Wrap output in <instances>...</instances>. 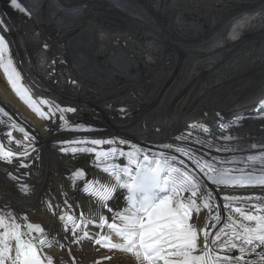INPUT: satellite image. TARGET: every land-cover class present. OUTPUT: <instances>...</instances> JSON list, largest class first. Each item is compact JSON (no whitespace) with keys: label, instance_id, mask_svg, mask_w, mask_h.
<instances>
[{"label":"bare ground","instance_id":"1","mask_svg":"<svg viewBox=\"0 0 264 264\" xmlns=\"http://www.w3.org/2000/svg\"><path fill=\"white\" fill-rule=\"evenodd\" d=\"M25 1L33 10L32 18L17 13L13 16L16 41L13 39V33L6 37L12 43L11 52L15 60L14 50L18 45L23 52L31 45L33 47L30 48V52L40 51L34 40H38L39 44L47 40L49 46L51 43L49 37L43 39V36H48L47 29L52 34L50 25L56 20L53 19L51 22L46 20V27L42 24L44 19H51L53 16L61 20L72 18L61 14L56 0ZM93 1L104 5L110 15L122 16L121 13H128L133 16L126 7L140 6L143 15L148 18L150 28L153 29V41H143V44L152 43L153 58L136 57L123 52L124 58L101 59L99 56L92 59V62L75 57L62 58L56 63V66H59L57 70H50L47 63L35 67L26 61L25 66L23 65L26 71L31 70L27 73L28 76L23 74L24 84L31 85L32 96L35 99L44 97L61 106L76 108L74 114H65L66 119L73 125L82 124L93 129L92 131L62 128V122L58 119L59 113L50 120L41 119L19 97L14 98L11 88L9 91L2 89V86L0 88V107H4L17 124L36 136L37 149V152H33L31 157L25 160L31 165L28 169L19 168L15 161L11 165L0 161V209L6 212L13 211L18 216L27 214L29 221L42 223L47 232L59 233L58 238L61 242L64 233L61 231V222L57 214L63 208L62 193H68L69 203L73 204L74 209L77 203L85 210L93 207V203H90L89 198L80 190L83 181H77L75 189L71 187L69 178L72 170L83 168L88 177L97 179L102 178L104 173L103 165L99 168L94 166L95 161L91 155L80 151L71 152L72 147L81 148L83 145H62L60 141L85 137L115 138L130 142L129 145H114L125 151L131 150V144L160 151L162 149L155 146L179 143L174 137L188 131V125L193 122L206 125L216 137L220 135L221 124L231 126L230 131L237 139L230 143L245 149H248L251 143L264 141V116L258 113L259 101L264 100V0H212L218 4L214 11H208L204 6L199 9L203 0H194L193 6L188 5L189 0H186L185 7L196 9L199 16L207 20L206 22L211 20L212 28L202 32L190 26L174 24V20L180 15H177L179 5L176 0H144L145 3L138 0L142 1L141 5L129 0ZM75 2L79 6L77 10L80 15L91 7L89 0ZM66 3L73 7L77 6L68 1ZM94 11L95 9L90 15L96 14V17L93 16L95 24H105L107 27L108 21L101 20L103 14ZM30 14L32 15L31 11ZM115 17L118 20L108 25L110 41L111 35L121 34L119 28L130 24L133 26V21H136L128 20L125 14L123 18ZM241 17L246 18L248 23L242 26L238 37L234 39L231 30ZM21 22L22 25L19 24ZM64 26L66 24L62 27ZM124 33L126 35L127 31L124 30ZM54 38L52 34V39ZM114 39L118 41L120 37ZM113 46L116 47L115 42ZM141 50L143 53L149 51L145 47H141ZM71 81H76V84H72ZM121 109L125 111L121 112ZM44 110L47 111V108ZM217 112L221 113L220 117L216 116ZM0 118L7 120L2 114ZM237 120L238 123L233 124V121ZM259 125L261 130L258 128ZM8 130V127L0 125V139H3L5 146L13 151L22 150L15 144H9L5 139L4 134ZM13 135L17 139L23 137L18 131H13ZM194 135L212 138L199 132H195ZM61 147H67L69 151L62 152ZM100 147L107 150L109 146ZM191 147L198 150V154L208 151L207 148L195 144ZM37 154L39 158L34 159ZM212 154L221 155L214 149ZM237 154L256 153L254 150H246ZM122 158L125 157L117 156L109 163L121 164ZM180 158L185 160L189 168L194 167L187 157ZM8 172L18 176L19 180H12ZM21 184L33 186L34 191L25 195L19 189ZM209 187L215 188L211 184ZM220 192L221 195L264 194V189L229 188L221 189ZM44 199L51 200L54 205L60 204L61 209L49 211L42 203ZM215 199L221 205L224 203L220 195ZM109 203L121 209L126 206L125 201L119 198V193L117 198ZM221 213L227 214L222 207ZM104 214L111 217L106 210ZM206 219V210H202L197 227H202ZM112 238L114 242H120L114 234ZM44 251L54 258L63 257L68 260L66 250L56 244L51 248H45ZM73 254L82 264H91L93 260L102 256L112 257L111 260L103 261V264H133V257L130 254L109 251L98 245L93 246L89 241H85L81 248L73 245Z\"/></svg>","mask_w":264,"mask_h":264},{"label":"snow or ice","instance_id":"2","mask_svg":"<svg viewBox=\"0 0 264 264\" xmlns=\"http://www.w3.org/2000/svg\"><path fill=\"white\" fill-rule=\"evenodd\" d=\"M10 6L31 15L20 0H10ZM247 23L246 18L241 17L233 26L234 39ZM9 29L10 25L0 14V70L15 95L41 119L50 120L59 113L62 128L92 131L66 119L65 114L75 113L76 108L32 96L33 89L24 84L19 62L13 57L4 34ZM43 47L47 49L48 45L45 43ZM55 63L53 60L52 64ZM71 83L76 84V81ZM258 110H264V100L259 101ZM0 114L8 118H0V125L9 129L4 134L5 139L22 148L13 151L0 139V161L9 165L15 161L19 168H30L25 160L37 152L36 136L17 124L4 107H0ZM216 116L220 117L221 113L217 112ZM237 123L238 120L233 121ZM230 128L221 124L220 135L216 137L206 125L193 122L188 125V131L174 137L179 143L155 146L162 149L160 151L138 144H131L130 151L114 146L129 145L125 139L85 137L60 141L62 145H83L72 147L71 152L91 155L97 168L103 165L104 176L100 179L88 177L83 168L72 170L69 178L73 189L77 181H83L80 190L93 207L85 210L77 203L74 209L68 193H62L63 208L53 214H57L61 222L63 242L58 238L59 233H49L40 223L29 222L27 214L18 216L13 211L0 209V264H82L73 254V245L81 248L85 241L109 251L130 254L133 264H264V194L221 195L220 192L229 188L264 189V141L251 143L248 149L239 147L230 143L237 139ZM13 131L22 133V139H17ZM195 132L212 138H201L194 135ZM192 144L208 151L198 154ZM103 145H108V149L103 150L100 147ZM213 149L221 155H213ZM60 150L68 152L69 148L61 147ZM246 150H254L256 154H237ZM117 156L125 157L126 164L109 163ZM181 156L187 157L194 167L189 168ZM38 158L37 154L34 159ZM8 175L14 181L19 180L12 172ZM209 184L215 188H210ZM19 189L25 195L34 191L29 184H21ZM117 193L125 201L122 209L109 203L117 198ZM217 195L221 196L222 205L216 201ZM42 203L49 211L61 209L60 204L54 205L48 199ZM221 207L226 215H222ZM105 210L111 217L104 214ZM202 210H206L207 219L202 227H197ZM113 234L121 242H114ZM53 244L66 250L68 260L54 258L44 251ZM111 259V256H102L91 264H103Z\"/></svg>","mask_w":264,"mask_h":264},{"label":"flooded vegetation","instance_id":"3","mask_svg":"<svg viewBox=\"0 0 264 264\" xmlns=\"http://www.w3.org/2000/svg\"><path fill=\"white\" fill-rule=\"evenodd\" d=\"M69 2L70 4H75V0H56V2L59 5V10L62 15H68L69 17H72L71 19H56L54 16L51 17V19H44L42 24L47 27L46 20L48 22H51V20L55 19V23L58 22V24L52 23L50 25L52 34L54 35V40L52 39L51 32L48 31V36L44 35L43 39L46 37L51 41V43L48 46V49H45L44 43L48 44L47 40H44V43L41 41V43H37L38 40H34L33 42L36 43L39 47V52L41 54L39 55V52H30V48L33 47L31 45L28 47L26 51H22L18 48L15 51L16 53V61L18 63V67L22 71V73L25 76H28L27 73H29L31 70L26 71L23 67L25 66L26 61H29L31 64H33L35 67H41V65L47 63L50 70H57L56 63L59 59L62 58H81V59H87L88 62H92V59L99 58L101 56V59L107 58V57H117V58H124L123 52L133 54V56L136 57H149L153 58V46H151L152 43L143 44V41H153V29L150 28L148 24V18L146 15H143L142 8L138 6L137 8H130L126 7L127 11L130 12L133 16L129 15L128 13H121L118 15H110L106 11V8L104 5H99L93 0H89V5L91 6L90 9L86 10L83 14L80 16H75L78 14L77 6L68 5L66 2ZM113 2V0H111ZM130 1V0H129ZM178 3V11L177 15H179V18L174 20L175 25H182L184 27L190 26L196 29L197 31H204L206 29L212 28L211 20L206 22L207 20L204 17L199 16V13L196 12V9H189L185 7V1L186 0H176ZM132 3H136L137 5H141V2L138 0L131 1ZM169 2V1H167ZM194 4V0H189L188 5ZM109 5V3H106ZM218 4L212 0H203V2L199 5V9L204 6L206 10L214 11L217 8ZM95 9L94 12L99 11L103 14V17L110 16L108 20V25L112 23L115 20H118L115 16L123 18V15L125 14L128 20H136L133 21L132 24L128 25L127 27L119 28L118 31L121 34H118L116 36L111 35V41L109 39V26H105V24L97 25L95 24V21L93 19V16L90 15L92 10ZM186 12H183V10ZM139 13H138V12ZM113 13H116V11H113ZM69 14L73 15L70 16ZM80 14V13H79ZM67 16V17H68ZM174 14L171 16L173 18ZM176 16V14H175ZM132 17L136 18L133 19ZM21 19V18H20ZM190 19V20H189ZM189 20V21H187ZM22 25L23 23H19ZM62 27L63 25H65ZM201 26V27H200ZM132 27L134 28V32L128 30L127 28ZM108 28V30H107ZM178 29V28H176ZM124 30L127 31L126 35L124 33ZM13 33V39H15V31ZM111 34V33H110ZM115 37H120V40L117 41V39H114ZM7 39V38H6ZM10 42V48L13 49L12 43L9 39H7ZM116 43V47H114V42ZM30 42V41H27ZM58 43H64L70 45H73L72 49H65L64 47H56V44ZM113 44V45H112ZM42 46V47H41ZM141 47H145L149 51L146 53H143L141 50ZM104 50V51H103ZM28 53V54H27ZM137 59V58H136ZM55 60L56 63L52 64V61Z\"/></svg>","mask_w":264,"mask_h":264},{"label":"water","instance_id":"4","mask_svg":"<svg viewBox=\"0 0 264 264\" xmlns=\"http://www.w3.org/2000/svg\"><path fill=\"white\" fill-rule=\"evenodd\" d=\"M28 7H30V6L28 5ZM30 9H31V7H30ZM0 14L4 15V17L7 19V21L10 24H12L13 23V16H15L17 13L12 11V9H10L7 5H2V7L0 9ZM109 18H110V16H107V17L104 16L103 18H101V20L102 21H108ZM13 25H14V23H13ZM127 29L134 32V28H132V27H129ZM56 47H64L65 49H67V48L72 49L73 45H70V43H68V44L58 43V44H56ZM258 113L260 116H264V110H259ZM29 222H31V221H29Z\"/></svg>","mask_w":264,"mask_h":264},{"label":"rangeland","instance_id":"5","mask_svg":"<svg viewBox=\"0 0 264 264\" xmlns=\"http://www.w3.org/2000/svg\"><path fill=\"white\" fill-rule=\"evenodd\" d=\"M130 1H133L134 2V0H130ZM142 1H144V0H142ZM141 1V2H142ZM144 3H145V1H144ZM33 11V10H32ZM70 16H73V15H71V14H69ZM78 15H80L79 13H78ZM1 86H2V89H4V90H7V91H9V85L7 84V82H6V79H5V77H4V75H3V72H2V70H0V88H1ZM14 98L16 99V95H15V93H14ZM18 98V97H17ZM8 119V118H7ZM258 128L261 130V126L259 125L258 126ZM249 130H251V129H249ZM122 163H124V164H126V158H122Z\"/></svg>","mask_w":264,"mask_h":264}]
</instances>
